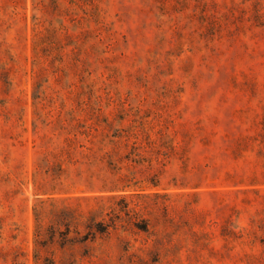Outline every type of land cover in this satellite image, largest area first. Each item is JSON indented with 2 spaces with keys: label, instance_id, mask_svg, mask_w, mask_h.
I'll use <instances>...</instances> for the list:
<instances>
[{
  "label": "rangeland",
  "instance_id": "374dc122",
  "mask_svg": "<svg viewBox=\"0 0 264 264\" xmlns=\"http://www.w3.org/2000/svg\"><path fill=\"white\" fill-rule=\"evenodd\" d=\"M0 264H264V0H0Z\"/></svg>",
  "mask_w": 264,
  "mask_h": 264
},
{
  "label": "trees",
  "instance_id": "16d2710c",
  "mask_svg": "<svg viewBox=\"0 0 264 264\" xmlns=\"http://www.w3.org/2000/svg\"><path fill=\"white\" fill-rule=\"evenodd\" d=\"M97 232L98 233H103V232H105V230L104 229H98Z\"/></svg>",
  "mask_w": 264,
  "mask_h": 264
}]
</instances>
